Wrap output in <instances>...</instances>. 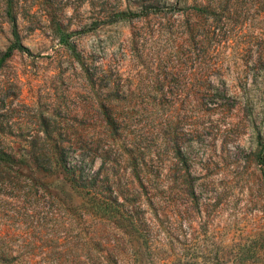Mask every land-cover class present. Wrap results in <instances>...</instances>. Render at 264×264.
<instances>
[{"label":"rangeland","instance_id":"rangeland-1","mask_svg":"<svg viewBox=\"0 0 264 264\" xmlns=\"http://www.w3.org/2000/svg\"><path fill=\"white\" fill-rule=\"evenodd\" d=\"M217 1L0 0V264H264V0Z\"/></svg>","mask_w":264,"mask_h":264},{"label":"trees","instance_id":"trees-1","mask_svg":"<svg viewBox=\"0 0 264 264\" xmlns=\"http://www.w3.org/2000/svg\"><path fill=\"white\" fill-rule=\"evenodd\" d=\"M217 2V0H199V7L194 8L195 11H198L199 15H203L204 17L203 28L206 33L212 34V36L214 37L218 36L217 33L219 28L216 25L218 24V22L214 25L216 20L211 19V16L213 15V12L211 10L213 9V7H215V4ZM204 4L205 6L203 7L202 5ZM129 17L135 16H127V18ZM185 32L186 38L189 40V42H192L194 38V29L191 23L186 24ZM12 37L13 42L1 57L0 64L8 59L15 51L28 53V50L21 44L14 26L12 28ZM104 121L107 123L109 128L114 127V120L108 114H105ZM70 153L74 154L75 156L70 157ZM70 153H68V155L66 156L64 155L63 160H61L60 163V167L64 173L63 175L65 177V180H67V182L69 183L70 188L74 191H77V193L81 194L82 196H92L94 202H96L95 208L103 212H109L118 207L119 204L115 200L103 197L101 193L97 192L98 188L95 187V182H98L97 178L99 177V173L90 170V165L88 164V159H90V157L85 156L84 154L77 155L75 154L76 152ZM0 161L14 163L11 156L3 152H0ZM37 169L40 170L38 166ZM262 177L264 181V171H262ZM100 191L106 192L107 190L102 189Z\"/></svg>","mask_w":264,"mask_h":264}]
</instances>
